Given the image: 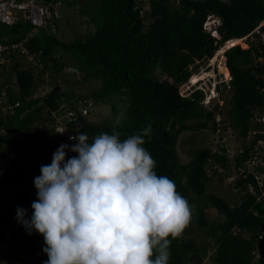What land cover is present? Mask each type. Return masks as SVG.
Instances as JSON below:
<instances>
[{
  "label": "trees",
  "instance_id": "obj_1",
  "mask_svg": "<svg viewBox=\"0 0 264 264\" xmlns=\"http://www.w3.org/2000/svg\"><path fill=\"white\" fill-rule=\"evenodd\" d=\"M62 1L66 6L63 21H68L67 10L73 4L70 7V0ZM76 6L82 17L88 15L84 20L89 23V31L72 42L57 37L59 19L53 25H38L25 15L22 20L17 14L12 24L0 22L3 26L0 43L4 47L0 53V79L9 78L0 81V185L19 192L12 200L6 198V205L0 201V239H5L11 229L3 255L14 260L19 250L30 245L28 240L36 246L41 238L38 232L29 235L18 223L17 208H27L30 217L31 204L37 198L34 177L40 175L41 165L52 162L53 153L67 141L55 129L56 118L66 107L74 108L81 97H86L80 91L69 96L75 92L73 88L64 89L53 80L50 90L43 95L38 93L43 87L47 90L49 79L68 70L77 75L76 79L71 76L75 82L102 80L103 88L90 96L112 105V118L99 124L84 118L80 132L90 138L100 132L111 133L119 119L117 130L125 138L151 124V138L145 147L157 162V173L175 181L178 191L193 205L189 225L179 238L172 240L169 264H202L212 246L206 242L199 247L196 239L199 235L214 239L213 259L217 264H251L264 223V202L255 203L259 184L251 175L249 178L240 175L236 185L244 191L237 197L244 195L232 208L230 200L207 193L209 185L214 187L215 181L220 184L226 177L216 169L209 174L207 167L210 157L227 163L225 149L222 153L209 147L191 148V161H181L177 147L181 133L209 128L210 122L213 128L219 125L214 108L202 102L204 91L183 96L180 84L191 76L192 64L213 57L220 43L252 31L264 19V0H149L147 8L144 0H88ZM211 14L221 20L218 26L221 38L212 36L204 27ZM255 49L235 45L225 53L232 73L231 114L240 136H246L255 126L252 121L256 113H264V63L254 60ZM88 101L82 106L88 109L87 116L92 111ZM44 111L50 118L44 117ZM77 120L76 114L70 124L75 132L77 129L72 126ZM43 121L46 126L40 129ZM32 136L44 147L33 160L30 148L22 152L20 147L21 141ZM254 141L245 146L237 159L239 170ZM13 152L11 164L4 165L6 153ZM74 155L77 154H67L69 158ZM249 181L257 189L255 192L249 189ZM198 199L207 202L200 204ZM252 206L259 210V215L250 210ZM211 209L218 211L214 219H210ZM47 259L43 251L37 256L31 252V261L21 264H43ZM257 264H264V250Z\"/></svg>",
  "mask_w": 264,
  "mask_h": 264
},
{
  "label": "clouds",
  "instance_id": "obj_2",
  "mask_svg": "<svg viewBox=\"0 0 264 264\" xmlns=\"http://www.w3.org/2000/svg\"><path fill=\"white\" fill-rule=\"evenodd\" d=\"M46 1L55 2L52 14L43 23L34 24L53 25L54 20L62 18L66 9L63 1ZM17 11L28 18L21 9L13 11L14 15L17 16ZM235 41L239 40L231 39L228 44L233 47L231 43ZM212 78H208L209 83ZM195 86L189 88V95L196 91ZM200 89L205 90L204 86ZM87 100L92 110L95 101L86 98L57 116L55 129L67 141L53 153L50 164L40 166V175L34 177L37 198L31 204V215L27 208L18 207L17 221L29 235L38 232L43 236L46 245L43 252L48 256L43 264H169L172 240L179 238L189 225L193 205L178 191L175 181L157 173V162L145 147L151 138V124L122 138L117 119L111 133L100 132L90 138L80 132L89 113H82ZM71 109L79 116L71 125L77 131H72L70 122L69 134H61L65 131H58V119ZM263 114L256 113L253 117L256 123H261L262 130L264 122L258 120H264ZM261 136L254 133L251 140L257 138L253 150L258 152L264 149ZM249 145L240 147L236 155ZM68 152L77 155L69 158ZM227 158L231 161L233 156L228 153ZM233 163L238 172L234 181L240 175L249 178L247 166L239 170L235 156ZM263 178L261 181L254 178L258 190L252 181L247 182L249 189L260 192ZM258 201L262 199H256L255 203ZM262 231L264 223L259 232Z\"/></svg>",
  "mask_w": 264,
  "mask_h": 264
},
{
  "label": "rangeland",
  "instance_id": "obj_3",
  "mask_svg": "<svg viewBox=\"0 0 264 264\" xmlns=\"http://www.w3.org/2000/svg\"><path fill=\"white\" fill-rule=\"evenodd\" d=\"M68 1V0H67ZM88 0H70V7L73 4V7H71L69 10H67V16L68 21L64 20L63 17L59 18V30L58 33H56L57 37L65 42H72L73 40L82 39L83 36H85L89 29V23L85 21L84 19L88 18V15L85 14L83 17L80 15L79 11L77 10L78 3L86 4ZM144 8H147L149 6V0H144ZM91 6V5H90ZM92 10V6L90 8ZM65 10H63L64 14ZM17 14L21 15V19H24V13L22 11H17ZM264 19L259 22V24L249 33L245 34L242 37L239 38H231L239 40L238 42L235 41L231 43V45H240L244 49H248L251 46H254L256 49V52L254 51V60L256 62L264 63ZM69 24V26H67ZM221 24V20L217 15L211 14L208 16L207 21L205 22L204 27L211 32L212 36H215L217 38H221L220 33L218 31V26ZM1 29H3V26H0V32ZM260 30V31H259ZM224 41L223 43H220L219 48L215 52L214 56L205 60H202V62L198 61V64H192L190 67L192 69V77L184 81L180 84V93H184L183 95H189L191 93V88L194 84L197 86L194 87V90H199L201 86H204V92L206 94V91H208V94L203 99V104L209 108L213 107L215 110V117L216 121L219 124L220 128H213V122H210V127L205 128L202 130H188L187 132L181 133L178 140V153L181 158V161L183 163H188L191 161L192 153L190 152L191 148H197V147H209L215 152H222L224 149L227 150V152L230 154V157L233 156L231 161H228L227 163H224L225 161L219 162L216 161L214 157H210L209 160L211 164L209 167V174L212 173L213 169L218 171H222L223 174L226 177H223V180L219 184L217 181H213L215 183V186L212 187L209 185V188L207 190V193H216L228 200L232 203V208H234V205L238 202V193L241 191H244L243 188H239L236 185V175L238 174L235 165L233 163L234 156L235 160L237 161L238 158H241L242 152L245 151V148L242 150L241 153L238 155L237 152L239 148L243 147L244 145H249L247 143L251 142V140L254 138V133L262 135L261 139H264V130L261 129V123H256V120L253 119L252 122H255V126L251 127L248 131V134L246 136H240L238 134V131L234 127V121L236 120L235 117L232 116L231 110H232V99H233V90H232V73L227 65V57L225 56L226 51L231 47L230 44H228L229 40ZM228 44L229 48H227L225 45ZM58 49L61 51L62 48L58 47ZM220 58V59H219ZM9 70H11L10 64L7 66ZM224 68V69H223ZM77 78V75L74 71H68L63 70L62 73L57 77L58 79H55L56 77H52L49 79L48 82V88L47 90L45 87L42 88V90H39L38 93L40 95L45 94L48 90L52 88L54 81L55 85L62 86L64 89L69 87L73 88L75 92L69 93V96H74L73 94L77 91L81 92L82 94H85L86 98H90L92 100H95L92 96H90L92 93H96L100 91V89L103 88V81L102 80H96L89 78L84 83L79 82L76 80H73L71 78ZM195 76V77H194ZM80 77H83V74L80 75ZM210 77H213L211 79V83H209ZM61 78V79H60ZM3 80L9 79L7 76H4L2 78ZM0 79V81L2 80ZM51 82V83H50ZM190 88V89H189ZM72 91V90H69ZM117 95V94H116ZM114 95V96H116ZM83 99V97H81ZM219 105V106H217ZM122 107V105H119ZM217 106V107H216ZM119 108V107H118ZM92 115L88 116L87 119L92 123H103L105 120H108L113 117L112 112V105L104 104L100 101L95 100L94 106H92ZM52 116V114H51ZM264 116V114H263ZM44 117L50 118V114L46 111H44ZM264 122L263 119L258 120ZM46 126V121H43L39 128L43 129L42 127ZM39 130V129H38ZM24 137V136H23ZM222 142V143H221ZM21 149L22 152L26 151V148H30L29 156L36 155L38 152L43 151L44 147L39 143L35 138L28 139L21 141ZM240 148V149H241ZM257 149H260L257 147ZM18 153V152H17ZM253 155L259 156L258 158L254 157ZM15 156V153L13 152L11 155L6 153V159L3 160L4 165H10L13 157ZM219 163H223L219 164ZM242 167L247 166L248 173L254 177L259 178L260 176L264 177V149L261 152L253 150V147L249 151V157H247L242 162ZM260 165V167H259ZM229 174V176H228ZM231 174V175H230ZM235 176V177H234ZM217 179L214 177V180ZM264 179V178H263ZM213 180V179H212ZM234 181V182H233ZM259 181L260 178H259ZM264 181V180H263ZM254 190H251V192ZM247 192V191H245ZM18 190H15L13 188H4L0 185V201L6 205L8 202V199H13L15 196L18 195ZM240 197V195H239ZM255 200L256 199H262V202H264V187L261 189L260 192L255 194ZM206 199V198H205ZM200 204H204V202H207L206 200L198 199ZM212 208V207H210ZM250 210L254 211L255 214L259 215L260 212L258 209H256L254 206L250 207ZM218 216V211L216 209L210 210V219H214ZM10 233L11 229H9L6 232L5 239H0V248L2 249L1 254H4V249L7 247V243L10 242ZM264 231L258 233V242L255 245V249L253 250L254 256L252 257L253 260H256L255 253L258 249L263 250L264 249ZM39 243L35 246L34 241L28 240V244H30L28 247H25L21 250H19L18 256L13 259L6 258L3 254L0 256V264H21V262L24 261H31V252L34 253V256L38 255V252L43 251V247H45L44 238L40 235ZM197 239V245L199 247H202L204 243H207L208 245L212 246L208 250V252L204 256V260L202 264H217L214 259V249H215V242L214 239L210 237H206L203 235H199L196 237ZM37 247V248H36ZM209 247V246H208ZM35 251V252H34ZM38 251V252H37ZM210 251V252H209ZM255 263H258V260L255 261ZM37 264V263H33Z\"/></svg>",
  "mask_w": 264,
  "mask_h": 264
},
{
  "label": "built area",
  "instance_id": "obj_4",
  "mask_svg": "<svg viewBox=\"0 0 264 264\" xmlns=\"http://www.w3.org/2000/svg\"><path fill=\"white\" fill-rule=\"evenodd\" d=\"M54 1H39V0H0V22L14 23L17 20V16L14 15L15 10H24L27 12V17L34 23H43L47 16L52 14V8L54 7ZM264 24V23H263ZM260 31V30H259ZM264 37V35L262 34ZM4 47L0 43V53ZM83 114L88 113L87 108L82 109ZM77 114L74 110H67L62 117L58 119V131H65L61 134H69L68 123L72 122ZM78 115V114H77ZM262 180V176L259 177ZM263 239L264 237L261 236ZM264 250V249H263ZM263 250L258 249L255 253L256 260L252 259L251 264H256L255 261L259 260L263 255Z\"/></svg>",
  "mask_w": 264,
  "mask_h": 264
},
{
  "label": "bare ground",
  "instance_id": "obj_5",
  "mask_svg": "<svg viewBox=\"0 0 264 264\" xmlns=\"http://www.w3.org/2000/svg\"><path fill=\"white\" fill-rule=\"evenodd\" d=\"M238 42V41H237ZM233 43V42H232ZM230 44V43H229ZM220 59V58H219ZM224 69V68H223ZM195 77V76H194Z\"/></svg>",
  "mask_w": 264,
  "mask_h": 264
},
{
  "label": "water",
  "instance_id": "obj_6",
  "mask_svg": "<svg viewBox=\"0 0 264 264\" xmlns=\"http://www.w3.org/2000/svg\"><path fill=\"white\" fill-rule=\"evenodd\" d=\"M55 79H58L57 77Z\"/></svg>",
  "mask_w": 264,
  "mask_h": 264
}]
</instances>
